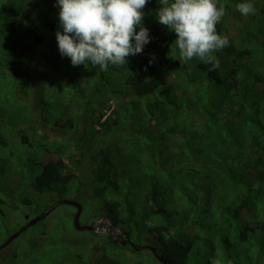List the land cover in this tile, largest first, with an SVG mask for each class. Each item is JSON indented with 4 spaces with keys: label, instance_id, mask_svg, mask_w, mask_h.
<instances>
[{
    "label": "trees",
    "instance_id": "1",
    "mask_svg": "<svg viewBox=\"0 0 264 264\" xmlns=\"http://www.w3.org/2000/svg\"><path fill=\"white\" fill-rule=\"evenodd\" d=\"M220 2L225 16L217 32L234 11L236 31L213 54L219 66L210 71L205 62L179 56L175 34L154 18L156 0L143 9L150 42L107 70L72 66L60 56L54 0H0V147L17 142L27 155L21 163L3 160L10 194L0 183V219L6 207L45 209L56 195L74 194L81 224L106 217L120 231L92 241L97 254L89 264H119L112 249L126 243L138 249L134 229L154 236L166 264H186L205 228L196 224L202 210L205 217L217 214L208 227L212 236H221V224L242 241L249 233L264 235V1L253 0L249 16L236 11L238 0ZM30 68L45 75L34 85L42 91L39 116L27 99ZM103 83L113 107L99 93ZM47 153L55 157L44 159ZM206 246L211 262L214 242Z\"/></svg>",
    "mask_w": 264,
    "mask_h": 264
},
{
    "label": "rangeland",
    "instance_id": "2",
    "mask_svg": "<svg viewBox=\"0 0 264 264\" xmlns=\"http://www.w3.org/2000/svg\"><path fill=\"white\" fill-rule=\"evenodd\" d=\"M236 16L237 14L234 11V13H232V15L229 17L230 25L223 29L221 33V35L226 36L228 39L235 34L236 27L234 22L236 20ZM172 79L173 77H169V82ZM43 81H45V75H42L39 71H35L33 68L29 69V76L27 79L28 86L26 88L29 92L27 99L28 102L30 101L34 104L35 113L37 116L44 112V108L39 102V99L42 96L41 86H36L34 88V85ZM115 83H117V81H115ZM104 84L106 83H103L99 87L100 95H102L103 100L106 101L107 104H110V106L116 104V100H111L109 102L105 100L104 95L107 86ZM108 95H110V93L106 94V96ZM118 97H121L120 93L118 94ZM115 115L116 114H114V116ZM117 119L120 120L121 118L118 117ZM30 127L31 126L27 124L25 128L30 129ZM47 129L50 128L48 127ZM59 138H66V135L62 134ZM122 145H126V138L120 139V147ZM10 152H13V155H10ZM11 156L15 162L19 163H21L27 157V155L22 152L20 154V147L17 142H9L7 147H0V171H2V174L0 175V183H3L5 186L6 193L10 192V188L8 187L9 179L4 180V178H7L5 177L6 172L3 160ZM49 157H55V155L47 153L43 156L44 159ZM10 186H15V182L12 180V178L10 179ZM56 199H75V197L74 194H70L68 196L56 195ZM50 203L51 202H49V204ZM19 210L11 211L7 207L5 208L6 214L0 219V244L3 243L11 233L15 232L19 227L27 222L25 220L26 216L32 218L44 209L42 207L34 208V206L27 207L20 205ZM74 212L75 211L69 205L61 204L55 207V209H53L47 216L40 220L41 222L39 221L40 223L37 222L38 224L36 223L34 225L35 227L33 226L34 228L19 234V236H17L8 245L0 249V264L91 263L97 254L94 253L92 241L94 240L95 243L97 239H100L104 237L106 233H109L106 230L108 221L106 218L94 220L93 222H96L95 228L98 227V236L90 237V233L88 231L76 230L72 225V214H74ZM205 212L207 214V211ZM205 212L202 210L200 217L196 219V224L199 222L205 227L203 232H201L202 239L200 238L192 242L189 258L186 264H213V262H215V264H264V251H262L263 248L260 247V243L264 242L263 234L249 233L248 240L242 241L239 240L237 236L233 235L232 232L227 233L224 226L221 224V229L218 233L221 236H212L211 233L208 232V227L213 224L214 219L218 217H216L217 214H209L205 217ZM62 214H64V216H62ZM90 218H85L88 221L87 224L91 223ZM65 225L69 227L65 229ZM40 228H42L45 233H38ZM177 229L178 227L175 230ZM144 231V229H134L131 233L134 243L137 244L138 247L142 246L141 249L128 247L127 243L124 245L126 246L124 248L117 247L112 249L118 254L117 259L119 264H159L158 261L153 259V254L148 247L154 246L161 250V246L153 235L145 233ZM185 232L188 234H193L191 227L186 228ZM118 233L119 232L115 231V235H112V237H116ZM30 239H35V241L40 240L41 242L39 241L40 243L37 245H32L29 241ZM121 239L123 240L125 238L123 237ZM206 240H211L214 242L215 257L211 262L208 261L211 249L207 248ZM98 246L100 247L101 244H98ZM99 250H101V248ZM106 250H111V247L106 246ZM78 256L80 258L78 260H81L80 263L75 261Z\"/></svg>",
    "mask_w": 264,
    "mask_h": 264
},
{
    "label": "clouds",
    "instance_id": "3",
    "mask_svg": "<svg viewBox=\"0 0 264 264\" xmlns=\"http://www.w3.org/2000/svg\"><path fill=\"white\" fill-rule=\"evenodd\" d=\"M148 2L54 0L53 7L58 9L55 39L60 56L68 58L72 66L88 65L100 70L127 63L129 56L140 54L151 40L149 29L142 23ZM156 3L159 7L153 13L154 18L175 34L173 43L179 56L185 61L195 58L209 64L210 71L215 70L219 65L213 62V54L229 45L228 38L216 29L225 16L220 0H156ZM235 9L242 16L254 15L256 11L253 0H238ZM106 220L108 228L110 222Z\"/></svg>",
    "mask_w": 264,
    "mask_h": 264
},
{
    "label": "water",
    "instance_id": "4",
    "mask_svg": "<svg viewBox=\"0 0 264 264\" xmlns=\"http://www.w3.org/2000/svg\"><path fill=\"white\" fill-rule=\"evenodd\" d=\"M60 204H70V205H73L76 207V212L74 213V216H73V226L76 230H95V231L98 230V227L95 228L96 222H91L90 224H81L79 222L80 213H81V209H82V206L79 202H77L74 199H57L51 205H49L47 208L42 210L39 214L28 219L24 225H22L15 232H13L3 243L0 244V249L5 247L6 245H8L12 240H14L26 228H29V227L35 225L37 222H39L41 219H43L45 216H47L53 209H55V207H57ZM108 227H109V230H108V228H106V230L111 235H113L115 233V229L112 228L110 225ZM127 241L129 242L130 240L127 239ZM125 242H126V240L121 241L122 244H125ZM141 248H142V246L138 247V249H141ZM148 248L153 252L154 256L162 264H166V262L163 261L162 257L158 254V252L156 251V248L154 246H149Z\"/></svg>",
    "mask_w": 264,
    "mask_h": 264
},
{
    "label": "bare ground",
    "instance_id": "5",
    "mask_svg": "<svg viewBox=\"0 0 264 264\" xmlns=\"http://www.w3.org/2000/svg\"><path fill=\"white\" fill-rule=\"evenodd\" d=\"M29 18H31V17H29ZM108 230H109V227H108Z\"/></svg>",
    "mask_w": 264,
    "mask_h": 264
},
{
    "label": "flooded vegetation",
    "instance_id": "6",
    "mask_svg": "<svg viewBox=\"0 0 264 264\" xmlns=\"http://www.w3.org/2000/svg\"><path fill=\"white\" fill-rule=\"evenodd\" d=\"M135 247H137V246H135ZM138 248V247H137Z\"/></svg>",
    "mask_w": 264,
    "mask_h": 264
}]
</instances>
